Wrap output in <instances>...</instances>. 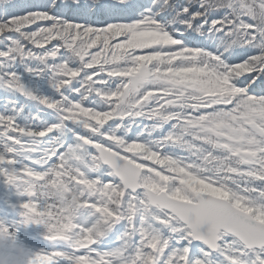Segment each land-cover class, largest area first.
<instances>
[{
    "label": "snow or ice",
    "instance_id": "snow-or-ice-1",
    "mask_svg": "<svg viewBox=\"0 0 264 264\" xmlns=\"http://www.w3.org/2000/svg\"><path fill=\"white\" fill-rule=\"evenodd\" d=\"M197 11L0 0V165L29 175L25 195L55 176L115 205L89 264H264V63L222 54Z\"/></svg>",
    "mask_w": 264,
    "mask_h": 264
},
{
    "label": "trees",
    "instance_id": "trees-1",
    "mask_svg": "<svg viewBox=\"0 0 264 264\" xmlns=\"http://www.w3.org/2000/svg\"><path fill=\"white\" fill-rule=\"evenodd\" d=\"M184 3L198 7V11L194 15L202 23L197 31L203 37H211L217 43H222L224 45L221 49L222 54L232 50H246L249 63L256 62L253 57H257L260 63H264V0H184ZM6 98H8L6 94L0 92V110H2ZM0 151H4L3 147H0ZM9 160L13 162L12 166L0 165V169L4 170L0 171V186L6 191V193L0 192V199H3V202L8 205L17 202L26 204L29 202V196L23 194V189L27 187V180L20 179V183L16 176H21L20 170H18L20 167L14 164V157H9ZM84 170H82L84 174H87V170ZM12 171H16V174L10 181L5 172ZM22 177L24 178V176ZM87 178L99 179L97 175L89 173ZM97 200V195H86L80 198L83 204V214L75 219L76 227L75 233H72L71 247H82L88 243V240H92L90 243H92L91 248L94 250L97 247L103 248L104 242L108 240L115 241V229L118 227L114 222L115 217L113 215L115 205H98L96 204ZM50 230L53 231V229ZM97 236L98 238H96ZM64 249L67 251V255L70 251H78L73 248ZM93 250L90 253L83 249L80 250L75 258H71V264H89V257ZM48 251L50 258H52L51 252L54 249L47 245H42L37 254ZM79 259H83L84 262H79Z\"/></svg>",
    "mask_w": 264,
    "mask_h": 264
},
{
    "label": "clouds",
    "instance_id": "clouds-1",
    "mask_svg": "<svg viewBox=\"0 0 264 264\" xmlns=\"http://www.w3.org/2000/svg\"><path fill=\"white\" fill-rule=\"evenodd\" d=\"M45 185L43 197L74 216L84 190L70 181L50 180ZM35 256L25 242L17 239L14 231L10 233L0 226V264H32Z\"/></svg>",
    "mask_w": 264,
    "mask_h": 264
},
{
    "label": "rangeland",
    "instance_id": "rangeland-1",
    "mask_svg": "<svg viewBox=\"0 0 264 264\" xmlns=\"http://www.w3.org/2000/svg\"><path fill=\"white\" fill-rule=\"evenodd\" d=\"M50 180H58L55 176H50L47 179H45L43 181L44 186L43 187H36L34 189V199H35V203H37L40 206V211L36 213V222L35 223H21V227L22 229H26V231H33L35 234V238L41 239L44 237H46V234H48L47 231V227L49 226H56L57 224H59L61 221H65L67 222L66 218H64L63 214H65L66 210L61 209L59 207H57L55 204H53L50 200H46L42 193L44 191L45 188V182L46 181H50ZM9 187V186H8ZM7 188V187H5ZM3 191V187L0 186V192ZM2 207V205H0V208ZM23 211V207L19 206L16 208L14 207L12 209V212L14 214L17 215H21ZM7 213H9V210L6 211V215H8ZM69 229V226L67 224H65L63 227H60V233L63 234L65 233L67 230ZM29 234H27L26 236L28 237ZM100 235V233L98 234V236ZM57 236H60L57 233ZM98 236L96 238H98ZM92 240H88V244H90ZM79 262H84L83 259H79ZM48 264H51V258L48 259Z\"/></svg>",
    "mask_w": 264,
    "mask_h": 264
}]
</instances>
